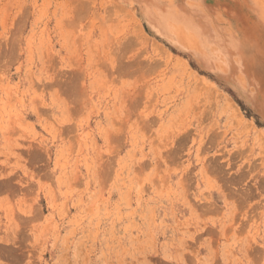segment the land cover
I'll return each instance as SVG.
<instances>
[{
	"label": "rangeland",
	"instance_id": "rangeland-1",
	"mask_svg": "<svg viewBox=\"0 0 264 264\" xmlns=\"http://www.w3.org/2000/svg\"><path fill=\"white\" fill-rule=\"evenodd\" d=\"M262 22L264 0H0V174L19 182L0 213L35 215L42 263L243 264L259 247L264 116L234 56L258 66Z\"/></svg>",
	"mask_w": 264,
	"mask_h": 264
},
{
	"label": "snow or ice",
	"instance_id": "snow-or-ice-1",
	"mask_svg": "<svg viewBox=\"0 0 264 264\" xmlns=\"http://www.w3.org/2000/svg\"><path fill=\"white\" fill-rule=\"evenodd\" d=\"M241 27L243 28L245 27V25L242 23ZM261 31L262 36H264V22L261 23ZM233 50L236 52L239 51L238 41L235 42ZM138 55L139 54L137 52L130 49L129 52H125L121 56H118L117 59L119 61V64L116 66L115 71L126 73L129 69H134L135 64L131 63V61L138 59ZM234 59L236 61V67H244V74L249 77L248 84L251 88V93H249L247 90L242 93L243 101L241 103H246V105L251 109L259 111V113L264 116V49H262L261 56L259 57L258 66L250 58L248 60H245L241 58V56L235 55ZM126 60L129 62H126ZM257 68L258 75L253 78V74L257 73ZM257 79L259 80V84L256 83ZM67 88L68 90L65 95L70 105L76 107L79 88L78 86L73 87V85L71 84H69ZM212 163L213 162L210 160L209 164L211 165ZM213 174L219 176L220 172L218 171ZM223 175L226 177L227 173H224ZM14 182H16L15 175L0 174V194L4 192H16L17 188L15 187ZM221 183H224L223 179L221 180ZM225 190L230 192V190L227 189V186H225ZM231 195L242 197L245 194L243 192H239L235 194L230 193V196ZM6 239L8 244L10 245L11 237H8ZM0 249H2L4 252L9 251V248L5 247V239H0ZM244 253L245 259L243 260V264H264V241H261L259 247H256L255 245L245 247ZM0 264H13V262L0 256ZM21 264H23V262H21ZM67 264H73L71 257H69ZM84 264H87V261H85ZM125 264H129V262L125 261ZM137 264H139V261H137Z\"/></svg>",
	"mask_w": 264,
	"mask_h": 264
},
{
	"label": "crops",
	"instance_id": "crops-1",
	"mask_svg": "<svg viewBox=\"0 0 264 264\" xmlns=\"http://www.w3.org/2000/svg\"><path fill=\"white\" fill-rule=\"evenodd\" d=\"M43 218L46 217H40V220ZM35 224V215L29 212L23 216L0 213V239H5V247L13 252L10 256L2 253L0 256L11 260L13 264H44L41 256V253L44 254L43 234L38 233ZM8 237H11L10 245L6 239Z\"/></svg>",
	"mask_w": 264,
	"mask_h": 264
}]
</instances>
